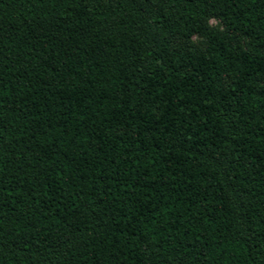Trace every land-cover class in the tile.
I'll list each match as a JSON object with an SVG mask.
<instances>
[{
    "label": "trees",
    "instance_id": "1",
    "mask_svg": "<svg viewBox=\"0 0 264 264\" xmlns=\"http://www.w3.org/2000/svg\"><path fill=\"white\" fill-rule=\"evenodd\" d=\"M0 264H264V0H0Z\"/></svg>",
    "mask_w": 264,
    "mask_h": 264
},
{
    "label": "rangeland",
    "instance_id": "2",
    "mask_svg": "<svg viewBox=\"0 0 264 264\" xmlns=\"http://www.w3.org/2000/svg\"><path fill=\"white\" fill-rule=\"evenodd\" d=\"M209 25L211 27H214V28L221 30V31L224 29L222 24L220 23V21L217 19H210ZM191 42L194 45H196L198 48H204V46L206 44V41L203 38H200L197 36L193 37ZM243 45L245 48H247V49L249 48V42L247 40H244Z\"/></svg>",
    "mask_w": 264,
    "mask_h": 264
}]
</instances>
